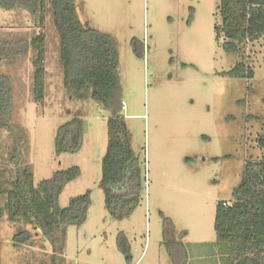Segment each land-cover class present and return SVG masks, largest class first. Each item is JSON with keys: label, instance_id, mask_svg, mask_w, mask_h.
Here are the masks:
<instances>
[{"label": "rangeland", "instance_id": "374dc122", "mask_svg": "<svg viewBox=\"0 0 264 264\" xmlns=\"http://www.w3.org/2000/svg\"><path fill=\"white\" fill-rule=\"evenodd\" d=\"M218 0H75L83 23L112 35L119 52V77L130 144L143 167L142 200L123 219L112 218L99 188L107 145L108 114L92 100L69 96L62 81L58 35L49 10L43 23L25 10L0 9V36L45 37V97L33 102L30 54L0 62L12 82L11 122L25 131L21 148L34 185L56 170L77 165L80 176L59 196L91 191L86 221L68 226L64 264H173L163 244V216L183 241L186 264H223L213 223L216 202L230 199L245 161L260 159L255 146L264 133V36L246 48L251 79L224 76L239 56L215 39ZM136 50V51H135ZM141 51V55L137 52ZM83 120L82 145L57 155L56 129ZM0 166L11 173L8 133L1 131ZM28 243L14 242L19 230ZM124 232L132 248L127 263L116 240ZM51 249L38 229L0 217V264H49Z\"/></svg>", "mask_w": 264, "mask_h": 264}, {"label": "trees", "instance_id": "16d2710c", "mask_svg": "<svg viewBox=\"0 0 264 264\" xmlns=\"http://www.w3.org/2000/svg\"><path fill=\"white\" fill-rule=\"evenodd\" d=\"M0 9L25 10L37 17L40 25L49 10L58 35L62 81L67 93L78 101H95L108 114L107 145L98 186L109 215L115 219L127 217L142 200L144 176L124 122L119 52L114 37L81 22L75 0H0ZM217 10L215 39H221L224 52L241 58L221 74L249 80L254 72L246 48L264 36V0H218ZM45 50L43 33L30 39L0 36V62L13 63L30 54L31 92L33 102L38 104L45 97ZM137 53L141 55V51ZM12 103V82L0 72V132L8 133L11 142L8 161L15 165L9 175L0 166V217L5 215L11 223L22 222L38 229L51 249L49 264H64L67 227H80L86 221L91 191L70 197L67 205L60 207L59 196L65 186L80 176L77 165L56 170L51 177L34 185L33 172L21 151L28 138L23 129L11 122ZM83 133L80 117H71L59 125L54 137L55 153L78 152ZM254 139L261 152L260 159L245 161L241 180L232 189L231 198L218 200L215 206L213 227L217 242L222 245L223 264H264V133ZM162 216L166 252L173 264H186L184 243L176 235L171 219ZM30 239L27 230L21 229L14 235L16 245ZM116 245L130 263L132 248L124 232L118 234Z\"/></svg>", "mask_w": 264, "mask_h": 264}]
</instances>
